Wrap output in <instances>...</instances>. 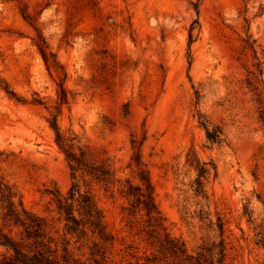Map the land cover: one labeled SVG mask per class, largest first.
I'll use <instances>...</instances> for the list:
<instances>
[{
  "label": "rangeland",
  "instance_id": "374dc122",
  "mask_svg": "<svg viewBox=\"0 0 264 264\" xmlns=\"http://www.w3.org/2000/svg\"><path fill=\"white\" fill-rule=\"evenodd\" d=\"M145 179L190 253L264 264V0H0V239L85 259L67 208L90 197L111 264H145L123 192Z\"/></svg>",
  "mask_w": 264,
  "mask_h": 264
},
{
  "label": "trees",
  "instance_id": "16d2710c",
  "mask_svg": "<svg viewBox=\"0 0 264 264\" xmlns=\"http://www.w3.org/2000/svg\"><path fill=\"white\" fill-rule=\"evenodd\" d=\"M195 7L199 12V6L195 4ZM195 23L191 28V41ZM46 50V46L41 47L45 60L49 62L48 58L51 55ZM53 62L56 61L53 60ZM9 93L14 95L12 92ZM202 125L210 142L219 143L222 141L221 131L211 129L206 122H203ZM196 170L198 171L195 180L196 194L207 198L206 179L211 169L206 163H199L196 165ZM107 174L102 172L98 178L107 180ZM141 179H144V177H141ZM123 192L129 202L125 207L127 225L131 229L136 228L139 233H143L145 240L153 249L151 255H145V264H216L211 257L210 249L206 246L202 247L197 253H190L182 242L169 236L161 213L155 203L152 185L148 179H145L144 188L128 186ZM78 206L79 216L74 215L72 208H67L72 223L68 227V232L75 239L79 249L87 248L89 250L87 258L71 259L68 254L60 258L43 248L26 251L12 238L3 236L0 239V244L8 246L14 254L3 257L0 264H111L110 258L113 254L115 236L108 230L103 216L94 209L90 197H84L82 201H79ZM220 228L223 229V224ZM41 230V226L37 224V228L29 232L28 238H35L36 243H41V241L38 242V239L44 235ZM217 264H225L224 256L218 260Z\"/></svg>",
  "mask_w": 264,
  "mask_h": 264
}]
</instances>
